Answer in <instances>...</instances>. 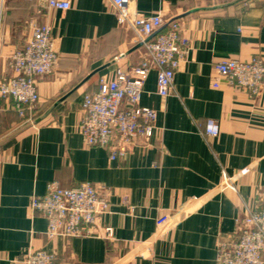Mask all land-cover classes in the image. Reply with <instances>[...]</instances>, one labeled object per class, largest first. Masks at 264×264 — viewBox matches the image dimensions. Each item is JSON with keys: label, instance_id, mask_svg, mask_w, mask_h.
<instances>
[{"label": "crops", "instance_id": "0c3cea01", "mask_svg": "<svg viewBox=\"0 0 264 264\" xmlns=\"http://www.w3.org/2000/svg\"><path fill=\"white\" fill-rule=\"evenodd\" d=\"M66 1L70 8L60 11L0 0V83L31 25L47 24L57 62L36 80L32 119L61 99L26 126L12 100L0 97V264H21L34 250L57 264H216L218 243L235 239L243 217L264 202V86L252 97L217 78L214 65L264 61V0H129L131 15L177 21L189 46L167 97L157 94L150 70L140 104L156 112L153 136L114 161L82 142V99L100 76L138 64L144 50H132L109 0ZM209 120L215 137L204 134ZM52 181L106 189L109 209L92 236H46L45 219L29 203Z\"/></svg>", "mask_w": 264, "mask_h": 264}, {"label": "built area", "instance_id": "2783aa9c", "mask_svg": "<svg viewBox=\"0 0 264 264\" xmlns=\"http://www.w3.org/2000/svg\"><path fill=\"white\" fill-rule=\"evenodd\" d=\"M30 5L66 11V0H22ZM116 10L117 25L129 31L134 43L144 50L141 61L131 67L118 68L113 77L100 76L95 91L86 93L81 103L82 117L78 129L88 147L108 150L110 160L123 158L129 149L153 136L156 112L141 106L144 81L150 70H156V91L160 97L171 93L174 73L185 58L189 41L182 35L177 21L164 26L160 15L130 14L129 0H109ZM57 62L51 28L47 24L31 25L29 40L8 59L11 76L0 83V97L13 102V110L25 124L39 103L36 80L48 75ZM217 78L234 88L256 97L264 86V61L225 59L214 65ZM218 84L214 83V87ZM207 137L218 134V125L207 121ZM29 208L46 221L48 238L62 236L89 237L94 234L97 219L108 212L106 189L89 182L62 188L57 182L47 184L43 195H34ZM111 239V228H104ZM21 264H57L54 256L34 250L23 256ZM216 264H264V202L240 221L235 239L220 241L216 248Z\"/></svg>", "mask_w": 264, "mask_h": 264}, {"label": "water", "instance_id": "95a60500", "mask_svg": "<svg viewBox=\"0 0 264 264\" xmlns=\"http://www.w3.org/2000/svg\"><path fill=\"white\" fill-rule=\"evenodd\" d=\"M140 47H141V44H137V45H135V46L133 47L132 50L138 49V48H140ZM109 64H110V63L105 64V65H103L102 67L98 68L97 70L92 71L91 73H89V74L86 76V78L83 79V81H82L80 84H83V83H84L87 79H89L93 74H95V73L98 72L99 70H102L103 68L107 67ZM60 101H61V99H59L58 101H56V102L51 106V108H50L48 111H46L42 116H40L39 118L33 120L31 123L27 124L26 126L35 125V124H37L38 122H40L42 119H44V118L48 115V113L52 110V108H54V106L57 105Z\"/></svg>", "mask_w": 264, "mask_h": 264}]
</instances>
